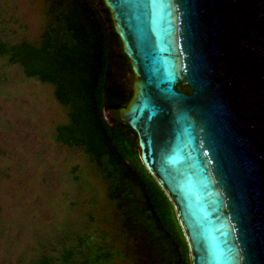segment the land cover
I'll use <instances>...</instances> for the list:
<instances>
[{"label":"water","instance_id":"1","mask_svg":"<svg viewBox=\"0 0 264 264\" xmlns=\"http://www.w3.org/2000/svg\"><path fill=\"white\" fill-rule=\"evenodd\" d=\"M136 134L189 264H264V0H101Z\"/></svg>","mask_w":264,"mask_h":264},{"label":"trees","instance_id":"2","mask_svg":"<svg viewBox=\"0 0 264 264\" xmlns=\"http://www.w3.org/2000/svg\"><path fill=\"white\" fill-rule=\"evenodd\" d=\"M39 1V36L0 39V56L27 77L50 84L67 109L55 140L78 149L100 179L110 229L99 240L79 235L28 264H189L172 205L142 165L136 134L107 114L132 95L130 69L108 11L101 0Z\"/></svg>","mask_w":264,"mask_h":264},{"label":"rangeland","instance_id":"3","mask_svg":"<svg viewBox=\"0 0 264 264\" xmlns=\"http://www.w3.org/2000/svg\"><path fill=\"white\" fill-rule=\"evenodd\" d=\"M43 22L39 0H0V39L35 40ZM66 114L50 84L0 56V264H28L110 229L100 179L78 149L55 140Z\"/></svg>","mask_w":264,"mask_h":264}]
</instances>
